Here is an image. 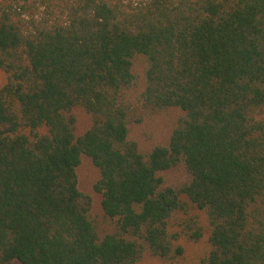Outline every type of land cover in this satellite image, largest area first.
Segmentation results:
<instances>
[{"label":"trees","instance_id":"trees-1","mask_svg":"<svg viewBox=\"0 0 264 264\" xmlns=\"http://www.w3.org/2000/svg\"><path fill=\"white\" fill-rule=\"evenodd\" d=\"M0 69V264H264V0H0Z\"/></svg>","mask_w":264,"mask_h":264},{"label":"rangeland","instance_id":"rangeland-1","mask_svg":"<svg viewBox=\"0 0 264 264\" xmlns=\"http://www.w3.org/2000/svg\"><path fill=\"white\" fill-rule=\"evenodd\" d=\"M4 80H5V74L0 69V85L4 82ZM141 129H143L145 134L150 136L152 134L157 136L162 131L161 129H159L154 125H149L145 123L142 125ZM98 177H99V170L94 166V164L89 158L83 156L81 163L78 167L79 185L81 186L82 189L92 192L94 196L93 213L97 217V219L100 220V226L105 227L108 226V224L100 207V195L94 193L93 191L94 184L97 181ZM9 264H22V263L17 260H14Z\"/></svg>","mask_w":264,"mask_h":264}]
</instances>
